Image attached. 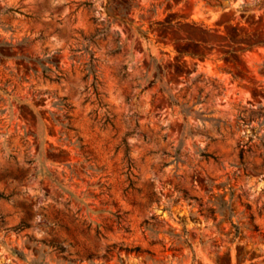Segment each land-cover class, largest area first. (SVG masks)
Segmentation results:
<instances>
[{"label": "clouds", "instance_id": "obj_1", "mask_svg": "<svg viewBox=\"0 0 264 264\" xmlns=\"http://www.w3.org/2000/svg\"><path fill=\"white\" fill-rule=\"evenodd\" d=\"M0 264H264V0H0Z\"/></svg>", "mask_w": 264, "mask_h": 264}]
</instances>
